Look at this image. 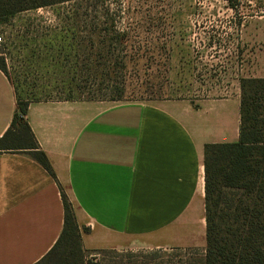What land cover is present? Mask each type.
Instances as JSON below:
<instances>
[{
    "label": "crops",
    "instance_id": "1",
    "mask_svg": "<svg viewBox=\"0 0 264 264\" xmlns=\"http://www.w3.org/2000/svg\"><path fill=\"white\" fill-rule=\"evenodd\" d=\"M0 69V136L16 112ZM25 120L52 174L0 152V264H35L63 227L83 250L206 247L203 147L239 138L240 88L202 100H35Z\"/></svg>",
    "mask_w": 264,
    "mask_h": 264
},
{
    "label": "rangeland",
    "instance_id": "2",
    "mask_svg": "<svg viewBox=\"0 0 264 264\" xmlns=\"http://www.w3.org/2000/svg\"><path fill=\"white\" fill-rule=\"evenodd\" d=\"M259 1L74 0L16 12L0 20V58L21 99L64 96L68 88L83 82L84 66L120 72L108 58L117 55L144 56L136 63L128 58L124 62L123 71L132 82L126 92L129 98L161 102L227 96L233 88H240L242 77L264 78V0ZM71 6L115 8L119 28L146 22L151 29L145 31L142 26L129 32L130 40L121 42L122 46L116 43L114 49L106 48L97 35L88 42L83 28L85 22H91L87 17L65 19ZM147 9L149 17L145 16ZM98 55H102L100 65L95 63ZM58 90L64 91L57 94ZM191 249L136 245L83 254L82 260L94 264H196L201 253Z\"/></svg>",
    "mask_w": 264,
    "mask_h": 264
},
{
    "label": "trees",
    "instance_id": "3",
    "mask_svg": "<svg viewBox=\"0 0 264 264\" xmlns=\"http://www.w3.org/2000/svg\"><path fill=\"white\" fill-rule=\"evenodd\" d=\"M74 0H0V20L16 12L39 7L53 6ZM263 3V0L259 1ZM72 7V6H71ZM118 9L107 6L72 7L65 19L87 17L84 30L88 42L97 35L101 46L115 48L116 43L129 41V32L147 23L134 27L129 23L119 28L114 20ZM129 13V10H127ZM139 12V10H138ZM149 17L150 9L144 10ZM130 14L135 15L137 13ZM70 15V16H69ZM102 19V20H100ZM88 29V30H87ZM110 34V35H108ZM86 40V39H84ZM124 46V45H123ZM111 55V54H110ZM100 56L95 61L100 65ZM105 56V55H103ZM107 56V55H106ZM114 65L120 72L103 69L92 70L84 66L83 82L68 88L57 100H128L127 88L131 86L129 75L123 71L126 58L131 63L144 56H113ZM0 69L5 72L3 59ZM77 75V73H76ZM138 79V78H134ZM240 126L235 142L206 143L203 147L204 201L206 220V247L196 264H264V78H240ZM64 90H58L57 94ZM74 93L77 96H74ZM16 112L7 130L0 136V152H23L30 155L52 174L48 160L38 147L36 139L25 120V114L33 98L16 96ZM62 194L64 208L62 231L54 246L35 264H94L82 260L80 228L76 223L72 206ZM255 194L254 196H252ZM255 211H249L250 208ZM110 251V250H98Z\"/></svg>",
    "mask_w": 264,
    "mask_h": 264
},
{
    "label": "built area",
    "instance_id": "4",
    "mask_svg": "<svg viewBox=\"0 0 264 264\" xmlns=\"http://www.w3.org/2000/svg\"><path fill=\"white\" fill-rule=\"evenodd\" d=\"M0 41H1V37H0Z\"/></svg>",
    "mask_w": 264,
    "mask_h": 264
}]
</instances>
